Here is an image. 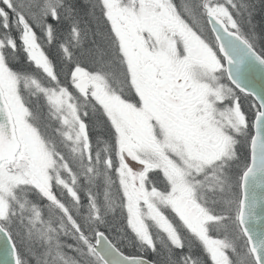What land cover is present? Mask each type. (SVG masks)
<instances>
[{"label": "snow or ice", "instance_id": "6c2138e0", "mask_svg": "<svg viewBox=\"0 0 264 264\" xmlns=\"http://www.w3.org/2000/svg\"><path fill=\"white\" fill-rule=\"evenodd\" d=\"M0 264H264V0H0Z\"/></svg>", "mask_w": 264, "mask_h": 264}, {"label": "water", "instance_id": "95a60500", "mask_svg": "<svg viewBox=\"0 0 264 264\" xmlns=\"http://www.w3.org/2000/svg\"><path fill=\"white\" fill-rule=\"evenodd\" d=\"M257 85H258V88H259V85H260L259 78H257Z\"/></svg>", "mask_w": 264, "mask_h": 264}, {"label": "trees", "instance_id": "16d2710c", "mask_svg": "<svg viewBox=\"0 0 264 264\" xmlns=\"http://www.w3.org/2000/svg\"><path fill=\"white\" fill-rule=\"evenodd\" d=\"M257 20H259V17H257Z\"/></svg>", "mask_w": 264, "mask_h": 264}]
</instances>
